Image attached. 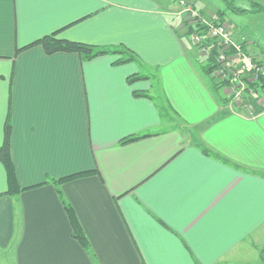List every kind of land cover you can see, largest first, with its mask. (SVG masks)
Here are the masks:
<instances>
[{
  "label": "crops",
  "instance_id": "crops-1",
  "mask_svg": "<svg viewBox=\"0 0 264 264\" xmlns=\"http://www.w3.org/2000/svg\"><path fill=\"white\" fill-rule=\"evenodd\" d=\"M179 10L167 0H0V149L10 122L17 178L30 188L7 195L0 161V264H264V105L219 103ZM55 33L126 46L143 66L41 46L18 53ZM143 71L154 79L129 82ZM134 135L149 137L119 145ZM88 170L98 174L61 190L96 262L47 183Z\"/></svg>",
  "mask_w": 264,
  "mask_h": 264
},
{
  "label": "trees",
  "instance_id": "trees-1",
  "mask_svg": "<svg viewBox=\"0 0 264 264\" xmlns=\"http://www.w3.org/2000/svg\"><path fill=\"white\" fill-rule=\"evenodd\" d=\"M262 0H257L252 2V8L251 9H242L233 6V4H230L227 0V10H232V12L235 13H247V12H264V7L261 4ZM218 15L220 16L221 20L224 21V12H218ZM192 29L194 28H189L188 32L192 33ZM33 46H41L45 53L47 55H54L57 53H73V54H78L83 61H91L95 58L101 57V56H106V55H118L121 56L120 59H118L115 64L116 65H122L126 63H137L140 67L143 66L142 61L140 58L137 56L135 52L130 50L128 47L120 45V46H96V45H90V44H85V43H79V42H74L66 39H61L59 37L58 33L55 34H50L48 36H45L44 38L38 40L37 42L33 43L30 46H27L26 48H23L21 50H18V53H20L23 50L29 49ZM200 62L196 64L199 72L204 76L207 75L208 77H211V83L207 82V85L211 91V93L215 96V98L219 101V103L223 105L228 104V100L226 98H223L221 95H219V91L221 88H223V84L217 83L215 79L212 77V73L215 69L214 66V59H210L209 62L207 60H202L199 59ZM147 79H154V76L149 75L148 73H138L134 74L131 77H129V82L131 84ZM255 89L258 92L259 90H262L264 92V76L261 77V80L259 83L255 84ZM137 96L141 97H147L148 95L145 94L144 92H137L135 93ZM149 97V96H148ZM158 100V99H157ZM159 106V110L161 112L162 117L165 120H172V117L169 114V109L167 108L166 105L160 103H157ZM11 136H12V126L10 122L7 123L6 130H5V141L0 149V161L2 162L3 166L5 167V170L7 172V178H8V191L7 195L10 196H17L21 192H23L26 189L30 188H22L21 185L19 184L18 178H17V172L15 165L13 163L12 159V153H11ZM149 137V135H134V136H129L127 138H124L119 145L125 146L131 143L138 142L144 138ZM200 148L203 149V151L211 155L213 157H216L217 159L231 165L232 163L224 158L223 156L216 154L209 150L207 147L197 144ZM98 171L97 170H88V171H83L79 173H75L66 177H62L59 179L51 180L47 183H52L56 189L57 193L59 195V198L64 206L65 212L67 214V217L69 219V222L71 224V227L73 229V237L74 239L85 249V251L93 258V260L96 262L95 256L92 253L91 250V245L88 240L87 235L85 234L81 223L77 217V214L75 212V209L73 206L66 200L65 196L62 193L61 186L64 183L77 180V179H82L86 178L89 176L97 175Z\"/></svg>",
  "mask_w": 264,
  "mask_h": 264
},
{
  "label": "built area",
  "instance_id": "built-area-1",
  "mask_svg": "<svg viewBox=\"0 0 264 264\" xmlns=\"http://www.w3.org/2000/svg\"><path fill=\"white\" fill-rule=\"evenodd\" d=\"M187 31L192 29L193 47L199 59H214L212 77L227 87L229 104L252 110V99L256 96L255 84L264 76V62L245 50L243 44L233 39L232 31L218 14L204 15L194 4L181 0Z\"/></svg>",
  "mask_w": 264,
  "mask_h": 264
},
{
  "label": "rangeland",
  "instance_id": "rangeland-1",
  "mask_svg": "<svg viewBox=\"0 0 264 264\" xmlns=\"http://www.w3.org/2000/svg\"><path fill=\"white\" fill-rule=\"evenodd\" d=\"M173 9L179 10L180 15L184 13V9L181 7V0H167ZM194 4L195 8L204 15L209 14H218V12H224V21L229 25L234 39L242 40L244 39L246 43H249L248 49L251 52H257V57L260 61L264 62V12H247V13H235L232 10H227V2L225 0H187ZM233 6L242 8V9H251L252 2L257 0H227ZM261 4L264 7V0L261 1ZM182 18V15H181ZM184 18V17H183ZM185 20V19H184ZM186 24V23H185ZM193 32H185L183 35L184 40L189 45H193L192 40ZM194 58L199 59V54L197 51H194ZM250 52V53H251ZM194 54V53H193ZM213 74V73H212ZM207 82L211 83V77L204 75ZM227 87L223 86L220 89L219 95L226 98L225 91ZM157 97V92L154 93ZM252 104L255 105L262 104L264 105V92L262 90L256 91V96L252 99L250 98ZM225 108L230 112L238 109L237 106L228 104ZM264 257V253H263ZM264 262V259H263ZM12 264V262H11Z\"/></svg>",
  "mask_w": 264,
  "mask_h": 264
}]
</instances>
